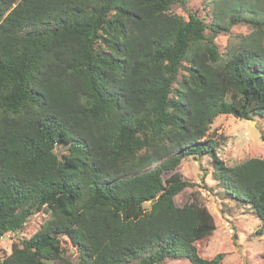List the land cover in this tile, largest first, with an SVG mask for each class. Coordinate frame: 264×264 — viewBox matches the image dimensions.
Listing matches in <instances>:
<instances>
[{
    "label": "trees",
    "instance_id": "16d2710c",
    "mask_svg": "<svg viewBox=\"0 0 264 264\" xmlns=\"http://www.w3.org/2000/svg\"><path fill=\"white\" fill-rule=\"evenodd\" d=\"M180 3L0 0V240L51 215L0 264H222L199 254L207 207L175 203L194 184L164 178L194 154L264 224V160L228 167L207 136L219 114L264 117V0H218L212 26ZM244 21L255 31L223 56L216 34Z\"/></svg>",
    "mask_w": 264,
    "mask_h": 264
},
{
    "label": "rangeland",
    "instance_id": "374dc122",
    "mask_svg": "<svg viewBox=\"0 0 264 264\" xmlns=\"http://www.w3.org/2000/svg\"><path fill=\"white\" fill-rule=\"evenodd\" d=\"M218 0H184V3L172 7V12L189 19L195 13L212 26L220 20L214 17L220 13L216 3ZM263 1V0H262ZM225 18H230L222 15ZM255 31V25L248 21L234 25L229 31L220 29L215 42L223 56L230 49L243 41ZM213 33L209 28L207 35ZM187 74L182 70L180 75ZM218 146L219 158L228 166H237L249 159L264 160V117L252 116L251 119H240L232 115L219 114L211 125L207 135ZM62 160L68 154L69 146L59 145L55 149ZM214 160L209 154H194L182 159L175 172L164 175L166 181L179 178L194 184L187 187L175 197V203L182 207L190 200H196L207 207L213 215L216 229L213 234L197 243L199 254L212 259L219 253L224 254L222 264H264V224L260 220L255 207L248 202L238 200L227 193L225 185L214 170ZM150 210L151 203L144 205ZM51 217L48 212L33 215L24 229L16 233H7L0 240V261L12 253V246L21 240L30 239ZM62 246L69 260L77 261L78 254L67 236H62ZM55 264H61L56 261ZM163 264H191L184 256L167 257Z\"/></svg>",
    "mask_w": 264,
    "mask_h": 264
}]
</instances>
